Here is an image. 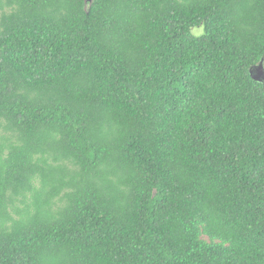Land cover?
<instances>
[{
	"label": "trees",
	"instance_id": "trees-1",
	"mask_svg": "<svg viewBox=\"0 0 264 264\" xmlns=\"http://www.w3.org/2000/svg\"><path fill=\"white\" fill-rule=\"evenodd\" d=\"M264 0H0V264H264Z\"/></svg>",
	"mask_w": 264,
	"mask_h": 264
},
{
	"label": "water",
	"instance_id": "water-1",
	"mask_svg": "<svg viewBox=\"0 0 264 264\" xmlns=\"http://www.w3.org/2000/svg\"><path fill=\"white\" fill-rule=\"evenodd\" d=\"M251 77L259 82H264V59L250 69Z\"/></svg>",
	"mask_w": 264,
	"mask_h": 264
}]
</instances>
